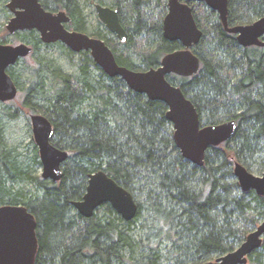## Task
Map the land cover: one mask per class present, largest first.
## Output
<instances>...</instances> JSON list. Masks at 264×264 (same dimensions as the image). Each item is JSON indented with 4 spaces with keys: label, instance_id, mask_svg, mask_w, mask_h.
<instances>
[{
    "label": "trees",
    "instance_id": "trees-1",
    "mask_svg": "<svg viewBox=\"0 0 264 264\" xmlns=\"http://www.w3.org/2000/svg\"><path fill=\"white\" fill-rule=\"evenodd\" d=\"M84 1L96 0H40L48 11H66L79 32L88 31ZM228 3V28L264 16V0ZM114 7L128 32L124 48L100 31L91 37L108 43L120 66L146 71L182 48L163 36L167 0H115ZM192 8L204 31L192 48L201 70L167 78L193 102L203 126L236 124L229 141L208 149L202 167L176 147L168 107L134 92L120 77L106 75L88 52L79 53L74 74L52 58L39 57L25 90L10 68L25 107L53 123V145L70 154L62 180H44L34 171L41 166L34 141L28 162L8 146L0 121V206L24 205L36 217L35 264H165L161 252L167 242L172 247L166 264H200L236 250L264 220V197L242 191L234 175L236 163L264 173V46L241 47L215 11L202 3ZM21 38L34 54L53 46L44 45L36 31L15 37ZM101 170L134 196L139 211L133 221L126 222L109 204L89 219L75 210L89 175ZM19 183L35 184L38 193L16 189ZM144 212L152 222L141 226L143 239L133 235L131 226ZM248 264H264V242Z\"/></svg>",
    "mask_w": 264,
    "mask_h": 264
},
{
    "label": "water",
    "instance_id": "water-1",
    "mask_svg": "<svg viewBox=\"0 0 264 264\" xmlns=\"http://www.w3.org/2000/svg\"><path fill=\"white\" fill-rule=\"evenodd\" d=\"M193 2L204 3L217 12L225 28L237 35L242 47L264 46V16L251 24L228 28V0H168L163 36L170 42H180L185 49L168 54L160 67L142 72L120 66L113 51L103 40L69 31L66 25L71 23V17L65 11H47L40 0H9L7 8L12 17L6 29L10 35L35 30L44 44L60 42L75 53L90 52L94 62L106 75L120 77L134 92L146 95L152 101L163 102L168 107L167 119L174 128L176 147L186 160L202 167L208 149L229 141L235 133L236 124L229 122L203 126L193 102L180 86L167 79L171 74L191 76L200 71V60L191 51L192 46L198 45L203 36L190 6ZM96 10L99 20L106 28L119 41L126 42L128 33L121 23L119 12L99 4ZM32 52L33 48L25 43L14 46L0 42V102L7 103L17 98L19 88L8 70ZM30 121L42 165L41 177L58 183L63 178L62 167L69 158V152L52 144L55 129L47 117L32 114ZM234 175L242 191H255L257 195L264 197V173L256 176L242 164L236 163ZM107 203L126 222L137 217L139 206L132 193L101 170L89 175L83 199L73 203V206L82 217L89 219ZM37 226L35 216L27 207H0V264H35L39 249ZM263 242L264 221L236 250L205 264H248L249 256L259 250Z\"/></svg>",
    "mask_w": 264,
    "mask_h": 264
},
{
    "label": "rangeland",
    "instance_id": "rangeland-1",
    "mask_svg": "<svg viewBox=\"0 0 264 264\" xmlns=\"http://www.w3.org/2000/svg\"><path fill=\"white\" fill-rule=\"evenodd\" d=\"M100 1H102L103 5H106L108 7L115 6V0H100ZM8 2L9 0H0V41L3 42L4 40L5 43L3 44L16 45L22 42V38H21V42L18 39L16 40L15 37L17 35L11 36L6 29L7 24L10 18L12 17V14L9 12L7 8ZM97 4H100L99 0H96L94 2L84 1L82 3L85 22L87 24L86 29H88L87 33L92 34L96 31H100L103 34H105L109 39H113L115 46L117 48L118 46H120V48H124V45L120 43L117 40V38L114 35H112L107 30V28L104 25H102V23L100 22L96 12ZM160 11L161 9L157 10V12ZM24 34H27V32H22L19 35L20 37H22ZM68 51L69 49L67 47L64 46L63 49L60 45L42 47L40 48L37 54L35 53L25 59L20 60V62L14 67V70L16 71L18 77L20 78L21 86L23 88L22 90H25L29 86L30 83L29 79L32 76V70L39 57L52 58L65 72L74 74L77 71V65L81 61V54H76L73 52L70 55ZM133 57H135V55ZM95 74L100 75L99 72H95ZM22 90L20 89L19 94L15 100L7 103L0 102V121L2 122L4 127L5 137L8 146L10 145L11 147L16 148L18 150V153L22 154L24 158H26V156L29 157L26 159V161L29 162L32 157L33 141H34L30 115L34 113H32L29 108L25 107L24 104L25 96ZM34 171H37V175L40 176L42 173V167L36 165L34 167ZM251 173H253L256 176H261L263 174V171L262 172L259 171L258 166H254L252 168ZM15 187L16 189L26 188V191H31L32 193H38L35 184L19 183ZM263 221L264 220H261L255 226L254 230ZM145 222L149 224L152 221L148 216V214L144 212L141 218L137 220L134 223V225L131 226L132 233L135 237L137 238L142 237L144 239V232L141 226ZM144 244H146V242H144ZM171 247H172V243L169 242H167V244H165L162 247L163 251L161 252V257H162V262L165 264H166L165 261L168 258L167 253Z\"/></svg>",
    "mask_w": 264,
    "mask_h": 264
},
{
    "label": "flooded vegetation",
    "instance_id": "flooded-vegetation-1",
    "mask_svg": "<svg viewBox=\"0 0 264 264\" xmlns=\"http://www.w3.org/2000/svg\"><path fill=\"white\" fill-rule=\"evenodd\" d=\"M41 3V2H40ZM194 3H197V2H193V3H190V6H191V8H192V5L194 4ZM202 4H204V3H202ZM103 5V4H102ZM103 6H106V5H103ZM108 7V6H107ZM207 7V6H206ZM110 8H113V9H115V10H117L114 6L113 7H110ZM208 8V7H207ZM209 9V8H208ZM48 11V10H47ZM60 11H64V10H59V11H56V12H53V13H57V12H60ZM118 11V10H117ZM192 11H193V8H192ZM10 12V11H9ZM51 12V11H50ZM66 12V11H65ZM96 12H97V10H96ZM119 12V11H118ZM11 13V12H10ZM67 13V12H66ZM167 13H168V0H167ZM167 13H166V15H167ZM217 13V12H216ZM12 14V13H11ZM68 14V13H67ZM218 14V13H217ZM69 15V14H68ZM166 15H165V17H166ZM193 15H194V11H193ZM119 16H120V14H119ZM219 16V15H218ZM70 17V16H69ZM165 17H164V19H165ZM220 17V16H219ZM194 18H195V15H194ZM72 19V18H71ZM120 20H121V16H120ZM195 21H196V18H195ZM101 22V21H100ZM163 22H164V20H163ZM71 23H72V21H71ZM71 23H69V24H67L66 25V28L69 30V31H75V32H79V31H76L74 28H72L70 25H71ZM102 23V22H101ZM121 23H122V21H121ZM196 24H197V26H198V28L202 31V33H203V36H204V31H203V29L201 28V26H199V24L197 23V21H196ZM102 25H104L103 23H102ZM123 25V24H122ZM105 26V25H104ZM106 27V26H105ZM125 28V27H124ZM126 29V28H125ZM108 30V29H107ZM8 31V30H7ZM32 31H35V30H32ZM109 31V30H108ZM24 32H31V31H24ZM37 32V31H36ZM110 32V31H109ZM20 33H22V32H18V33H16L15 35H11V36H16L17 34H20ZM38 33V32H37ZM80 33H84V34H87V35H89L90 37L92 36V34H88L87 33V31L86 32H80ZM128 33V32H127ZM10 34V33H9ZM112 35H114L115 37H116V35L115 34H113V33H111ZM38 35H39V33H38ZM203 36H202V38H203ZM39 37H40V35H39ZM117 38V37H116ZM41 39V38H40ZM100 39V38H99ZM102 40V39H101ZM118 40V39H117ZM202 40V39H201ZM104 41V40H103ZM119 41V40H118ZM262 41L264 42V38H262ZM1 43H3L2 41H0ZM21 42V41H20ZM105 42V41H104ZM120 43H122L123 44V42H121V41H119ZM170 42V41H169ZM175 42H178V41H175ZM201 42V41H200ZM21 43H25V44H27L28 46H30V47H32L31 45H29L27 42H24V41H22ZM21 43H18V44H16V45H14V44H12V45H14V46H17V45H19V44H21ZM43 43V42H42ZM106 43V42H105ZM125 43V42H124ZM180 43V42H179ZM44 44V43H43ZM59 44H61V45H63V46H65L64 44H62V43H60V42H57V43H55V44H44V45H59ZM107 45H108V43H106ZM181 44V43H180ZM182 45V44H181ZM109 46V45H108ZM195 46H197V45H193L192 46V48L193 47H195ZM48 47H50V46H48ZM66 47V46H65ZM110 47V46H109ZM33 48V47H32ZM68 48V47H67ZM111 48V47H110ZM192 48H191V51H192ZM69 49V48H68ZM185 48L182 46V48L181 49H178V50H176L175 52H178V51H183ZM70 50V49H69ZM111 50L113 51V48H111ZM71 51V50H70ZM73 52V51H72ZM175 52H172V53H175ZM193 52V51H192ZM75 53V52H74ZM81 53H83V52H81ZM89 53V55H90V57H91V54H90V52H88ZM113 53H114V55H115V52L113 51ZM172 53H170V54H172ZM34 54V48H33V52L29 55V56H31V55H33ZM76 54H79V53H76ZM29 56H27V57H29ZM197 56V55H196ZM26 57V58H27ZM92 58V57H91ZM115 58H116V55H115ZM23 59H25V58H23ZM20 60H22V59H20ZM20 60H18V62H17V64L20 62ZM200 60V59H199ZM116 61H117V59H116ZM118 63V62H117ZM162 63V62H161ZM16 64V65H17ZM15 65V66H16ZM161 65V64H160ZM15 66H13V67H10V68H14ZM158 67H160V66H158ZM158 67H156V68H158ZM10 68H9V70H10ZM152 69V68H151ZM9 70H8V73H9ZM200 70H201V61H200ZM147 71V70H146ZM142 72V71H141ZM171 75H178V74H171ZM171 75H169V76H171ZM168 77V76H167ZM168 79V78H167ZM15 81V80H14ZM16 83V82H15ZM172 83V82H171ZM173 84H175V83H173ZM175 85H177V84H175ZM178 86V85H177ZM19 91H20V89H19ZM19 94V93H18ZM32 115V114H31ZM30 115V116H31ZM203 125V124H202ZM32 126V125H31ZM54 126V125H53ZM55 129V128H54ZM32 132H33V130H32ZM54 135H55V132H54ZM54 137V136H53ZM33 139H34V136H33ZM53 139V138H52ZM35 142V141H34ZM53 144V143H52ZM35 145H36V143H35ZM36 147H37V145H36ZM38 148V147H37ZM38 152H39V150H38ZM69 152V151H68ZM69 157H70V154H69ZM69 159V158H68ZM39 160H40V156H39ZM68 161V160H67ZM66 161V162H67ZM41 162V161H40ZM65 162V163H66ZM64 163V164H65ZM64 166V165H63ZM41 167H42V165H41ZM63 168V167H62ZM41 176V175H40ZM108 204V203H107ZM7 205H9V204H5V205H2V206H7ZM20 205V204H19ZM105 205V204H104ZM110 205V204H109ZM2 206H0V207H2ZM24 206V205H23ZM103 206V205H102ZM101 206V207H102ZM26 207V206H25ZM112 207V206H111ZM28 209V208H27ZM98 210V209H97ZM36 218V217H35ZM37 220V219H36ZM38 227V226H37ZM221 257V256H220ZM217 258H219V257H217ZM217 258H215V259H213V260H209V261H207V262H214V261H216V259ZM207 262H203V263H200V264H205V263H207ZM248 262H249V259H248Z\"/></svg>",
    "mask_w": 264,
    "mask_h": 264
},
{
    "label": "bare ground",
    "instance_id": "bare-ground-1",
    "mask_svg": "<svg viewBox=\"0 0 264 264\" xmlns=\"http://www.w3.org/2000/svg\"><path fill=\"white\" fill-rule=\"evenodd\" d=\"M97 5H98V4H97ZM97 5H96V6H97ZM99 5H100V4H99ZM110 33H111V32H110ZM233 34H234V33H233ZM238 43H239V42H238ZM240 46H241V45H240ZM241 47H242V46H241ZM243 48H244V47H243ZM145 96H146V95H145ZM254 192H255V191H254ZM255 193H256V192H255ZM75 210H76V209H75Z\"/></svg>",
    "mask_w": 264,
    "mask_h": 264
}]
</instances>
